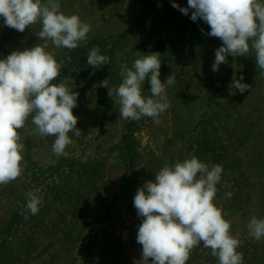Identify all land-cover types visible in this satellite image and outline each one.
I'll return each instance as SVG.
<instances>
[{
  "label": "rangeland",
  "instance_id": "rangeland-1",
  "mask_svg": "<svg viewBox=\"0 0 264 264\" xmlns=\"http://www.w3.org/2000/svg\"><path fill=\"white\" fill-rule=\"evenodd\" d=\"M59 2L64 14L91 25L85 44L69 51L49 41L48 49L64 61L53 83L67 76L76 82L73 113L81 134L70 133L67 154L56 156L54 137L32 134L31 118L18 130L23 172L0 185V264H134L141 259L136 242L141 220L133 206L137 189L165 164L192 156L223 167L214 203L241 242L243 264H264V239L256 241L246 227L252 216L264 218V74L254 52L228 56L214 72L215 49L222 42L203 36L190 19L174 16L158 0ZM40 30L37 23L21 33L0 20V58L42 44L35 35ZM96 46L110 59L94 71L87 55ZM151 52L160 53L161 82L175 74V83L166 87L170 108L159 124L148 117L122 119L108 89L94 85L109 79L110 86H118L120 65L130 67ZM234 75L251 88L243 94L230 89ZM142 93L151 95L147 80ZM29 191L43 200L36 215L21 207ZM186 264L218 260L201 245Z\"/></svg>",
  "mask_w": 264,
  "mask_h": 264
},
{
  "label": "clouds",
  "instance_id": "clouds-1",
  "mask_svg": "<svg viewBox=\"0 0 264 264\" xmlns=\"http://www.w3.org/2000/svg\"><path fill=\"white\" fill-rule=\"evenodd\" d=\"M172 7L184 15L191 10L190 19L205 22L208 35L222 42L215 49L214 72L228 63V56H247L253 51L256 67L264 74V0H187V7L172 0ZM0 20L21 33L39 23L41 30L35 35L43 41L0 58V185H7L23 172L24 143L18 130L29 118L34 125L32 134L54 137L56 156L67 154L70 133L80 136L78 117L73 113L79 97L73 90L76 82L67 76L53 83L64 61L58 62L48 49L49 41L55 48L69 51L85 44L91 25L76 14H64L59 0H0ZM109 59L96 46L88 52L87 64L95 71L108 65ZM160 68V53L151 52L135 59L130 67L120 65L118 86H110L109 79H104L94 87L108 89V96L119 105L120 118L139 121L148 117L159 124L160 116L170 108L166 87L176 79L172 73L161 82ZM146 80L148 97L142 93ZM243 80L242 75L239 79L234 75L229 88L243 94L251 88ZM222 172L220 164L210 167L192 156L165 164L154 180L137 189L133 206L141 220L136 234L141 259L134 264H186L192 250L201 245L211 250L218 264H243V254L237 251L241 242L231 234V222L214 203ZM231 196V192L225 193L226 198ZM42 204V198L29 191L21 207L36 215ZM246 227L256 241L264 239V218L252 216Z\"/></svg>",
  "mask_w": 264,
  "mask_h": 264
},
{
  "label": "trees",
  "instance_id": "trees-1",
  "mask_svg": "<svg viewBox=\"0 0 264 264\" xmlns=\"http://www.w3.org/2000/svg\"><path fill=\"white\" fill-rule=\"evenodd\" d=\"M160 3H162L166 8H168L174 16L181 15L184 16L186 19H190L191 16V10L189 11L188 15L182 14L178 9L172 7V0H158ZM177 4H179L181 7H187V0H175ZM191 20V19H190ZM191 24L193 26V29L199 30L203 36H209L208 32L210 31L209 26L203 22L202 20L198 21H192Z\"/></svg>",
  "mask_w": 264,
  "mask_h": 264
}]
</instances>
